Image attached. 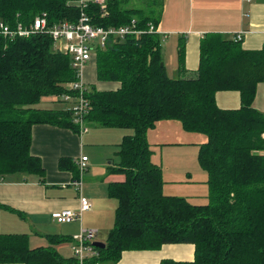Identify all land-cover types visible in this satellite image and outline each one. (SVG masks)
<instances>
[{
    "label": "trees",
    "instance_id": "obj_1",
    "mask_svg": "<svg viewBox=\"0 0 264 264\" xmlns=\"http://www.w3.org/2000/svg\"><path fill=\"white\" fill-rule=\"evenodd\" d=\"M124 1L87 0L83 11L95 26H126L137 19V28L147 29L150 23L158 28L160 14ZM81 13L79 0H0V21L30 31L0 35V181L18 172L45 175L31 151L34 124L79 130L74 110L61 99L79 92L68 89L78 79L72 59L48 33L31 26L38 16L46 15L50 26L77 21ZM232 36L204 34L199 66L190 76L186 38H180L178 77L161 65L159 33L110 38L105 47L97 44L91 58L97 80L119 86L102 90L87 84V123L133 133L123 137L120 159L108 168V173L124 176L108 185L117 200L114 225L106 247H97L99 255L87 264L117 263L126 250L174 243H193L194 260L164 259L160 264H264V112L254 106L258 85L264 83V45L246 49ZM230 90L240 93V107L219 106L217 93ZM46 96H57L66 107H38ZM164 120H177L184 130L206 135L198 160L208 174V203L165 192L163 169L154 161L148 139V131ZM59 165L79 175L77 160L64 157ZM48 237V246L31 247L26 233H0V264H77L74 256L63 257L54 246L73 237Z\"/></svg>",
    "mask_w": 264,
    "mask_h": 264
},
{
    "label": "crops",
    "instance_id": "obj_2",
    "mask_svg": "<svg viewBox=\"0 0 264 264\" xmlns=\"http://www.w3.org/2000/svg\"><path fill=\"white\" fill-rule=\"evenodd\" d=\"M160 15L157 29L162 41V54H164L163 49L164 51L166 49L171 57L175 52L171 50V47L176 46L177 77L180 76L178 70L180 38H186V68L190 71L188 76L193 74L199 66L200 41L207 32L217 31L231 36L244 31L242 40L244 48L259 49L264 45L263 0H167ZM169 39L170 41H167ZM164 64L166 65L165 62ZM85 80L87 84L96 83L102 90L115 89L119 86L117 82L98 81L94 63L86 67ZM217 102L222 108L235 109L241 105V96L236 90L220 91L217 93ZM62 104L64 103L60 100L58 103L41 100L37 106L44 109L63 108ZM254 106L264 112V83L258 85ZM162 122H158L153 130L150 129V142L152 138L150 134L154 133V138H157L161 135L160 127L166 128ZM87 124L88 131L84 133L49 123H38L32 126L31 151L40 158L45 168V175L18 172L8 174L9 176L0 181V233H26L29 235L30 246L38 247L48 246L50 243L43 244L44 240L49 242L50 235L72 238L83 229H96L94 240L100 241L96 239L100 236L102 240L100 242L106 243L115 217L113 223H110V219L117 207V200L109 195L108 185L112 181H122L124 176L107 172L109 167L105 166V162L108 159L112 162L113 157H110L111 148L103 147V145L109 144L112 147L113 144H120L127 133L119 132L115 143L104 139H101L99 143H93L95 130L91 131V128L104 129L102 135H110L112 129L118 128L99 125L93 127L89 122ZM151 144L162 146L166 143H160L155 139V143ZM96 146L101 148L95 150ZM84 155L88 156V169L84 173L82 190H78L72 184V181L78 177L76 173L71 169L60 167L59 162L64 157L78 160ZM159 164L164 170L162 163ZM189 175L190 173L187 176ZM173 184L174 182L170 181L164 186L166 193L178 194L173 191ZM81 195L91 200L92 209L84 211L80 220L64 223L53 218V214L58 211L80 210ZM65 224H69V227ZM54 246L59 253L63 252L64 255L61 253L63 257L73 256V239ZM194 258L193 243H174L164 244L155 250H126L117 263L97 264H160L164 259L192 261Z\"/></svg>",
    "mask_w": 264,
    "mask_h": 264
},
{
    "label": "built area",
    "instance_id": "obj_3",
    "mask_svg": "<svg viewBox=\"0 0 264 264\" xmlns=\"http://www.w3.org/2000/svg\"><path fill=\"white\" fill-rule=\"evenodd\" d=\"M82 8V13L79 20L74 22L63 21L49 26L46 15L38 16L34 19L31 28L33 31H44L48 33L56 43V48L68 54L72 59L73 68L77 71L78 79L72 81L68 85L70 90H79L77 96H72L65 93L61 99L65 102H72L70 108L74 110V123L78 125L81 133L88 131L87 127V112L89 109V100L85 96L87 83L85 81V70L91 61L92 53L96 49L97 44L105 47L110 38H124L128 35H139L144 32L160 33L154 24L150 23L149 28H137V19L132 20L131 25L108 27L95 26L90 17L83 11L87 0H79ZM101 3L104 0H96ZM105 6L102 7L104 10ZM104 14V13H102ZM30 31L19 25L16 29H12L8 24L0 21V35L13 37L19 35H29ZM244 31L233 34L232 38L235 41L243 40ZM79 168L78 177L72 181V184L82 190L84 173L88 168V156H82L77 160ZM81 208L78 211L66 209L55 212L53 218L59 222H72L76 219H81L84 211L92 209L91 200L84 196H80ZM96 229H83L79 234L73 236V256L77 260V264H87V261L97 257L99 250L94 245Z\"/></svg>",
    "mask_w": 264,
    "mask_h": 264
},
{
    "label": "rangeland",
    "instance_id": "obj_4",
    "mask_svg": "<svg viewBox=\"0 0 264 264\" xmlns=\"http://www.w3.org/2000/svg\"><path fill=\"white\" fill-rule=\"evenodd\" d=\"M164 2L166 3L167 0H125L124 4H127L128 7H140V8L145 9L146 11H149L150 9H152L153 13L160 14L162 7L165 5ZM170 39L167 41H170ZM173 48H175L176 50ZM171 50L175 52L170 57V53H168L166 49L165 51L163 49L164 62L166 63V67L169 71L168 72L169 75L172 77H177V72H176L177 48L176 46L171 47ZM93 63H94L93 61H89L88 65L90 66ZM88 86L91 87L92 84H88ZM42 100L43 102L58 103L60 99L57 96H46V97H43ZM71 104L72 102H70V105ZM62 105L66 107L65 104H62ZM162 123L166 125V128L160 127L161 135H159L157 138H154L153 136L154 133L150 134L152 138H151V142L150 141L149 142L155 143V139H157L159 140L160 143H166V144H162V146L153 144V147L155 150L153 158L155 159L156 163L157 162L162 163L163 165V168H164L163 175L165 179V185H167L168 182L170 183V181H173L174 184L172 186V189L173 191L178 193L174 195L187 196L189 197V199H192L195 203H203V204L208 203L209 201L208 199L209 185L207 183L208 174L201 167L199 160H198L199 144L204 142L207 139L206 135L202 133L189 132V131L184 130L181 125V122L177 120L175 121L165 120ZM92 125L93 127H97L96 123H92ZM93 130H95V133H94L95 142L93 143H99L101 139L102 140L104 139L107 142L115 143V141L117 140L116 136H118L119 132L124 131V133H127V134L133 133V130L128 129V128H125V129L118 128L116 130L112 129L110 131L111 132L110 135H102L104 129L91 128V131ZM151 130L148 131V139H149V132ZM174 143H179V144H174ZM113 145L114 146L112 147L109 144L103 145V147H106L109 149L111 148L110 157H113L112 162H110L111 159L106 160L105 162L106 167L112 166L113 163H117L120 159V156L118 154L120 150V146L119 144H113ZM100 148H101L100 146H96L94 149L99 150ZM188 173H190L189 176H187ZM5 177H7V175ZM115 213L116 211H114V214L112 218L110 219V223H113ZM77 220H80V219H76L74 221H77ZM65 225L69 227V224H65ZM100 238L101 237L98 236V238L96 239L102 241ZM44 241L45 243L43 245L49 244V242H47L46 240ZM95 241L97 240H94L93 242ZM62 243H65V242H62ZM61 253L63 254V252Z\"/></svg>",
    "mask_w": 264,
    "mask_h": 264
},
{
    "label": "water",
    "instance_id": "obj_5",
    "mask_svg": "<svg viewBox=\"0 0 264 264\" xmlns=\"http://www.w3.org/2000/svg\"><path fill=\"white\" fill-rule=\"evenodd\" d=\"M161 65H164V62H162ZM94 245L97 246V247H100V248L106 247V243L100 242V241H95Z\"/></svg>",
    "mask_w": 264,
    "mask_h": 264
}]
</instances>
